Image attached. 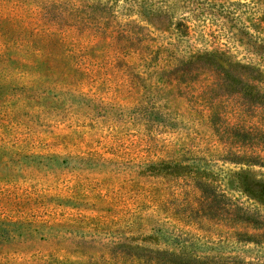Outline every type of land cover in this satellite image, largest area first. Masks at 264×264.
Returning a JSON list of instances; mask_svg holds the SVG:
<instances>
[{
  "label": "trees",
  "instance_id": "trees-1",
  "mask_svg": "<svg viewBox=\"0 0 264 264\" xmlns=\"http://www.w3.org/2000/svg\"><path fill=\"white\" fill-rule=\"evenodd\" d=\"M145 3L0 0V130L26 105L60 108L68 95L82 96L80 89L77 91L78 81L82 74H88V65L109 59L125 69L129 80L139 83L141 92L131 107L143 125L173 129L186 111L174 102L182 95L189 101L194 97L191 108L200 113L199 107L208 109L207 118L215 129L232 103L230 113L238 115V122H226L220 134L231 133L238 147L255 148L264 143V127L245 123L247 112L264 110V66L231 59L232 55L219 47L178 50L176 42L189 36L184 17L171 22L175 43L153 46L148 42L153 40L150 34L135 29L142 26L133 15L155 16L159 14L156 8H162ZM122 18L128 21L119 25L111 22ZM131 65L137 68L136 74L130 72ZM27 78L32 79L27 82ZM243 152H231L223 160L264 166V157L257 152ZM78 159L57 152H36L19 141H0V255L36 254L33 261L6 259L0 264H264L263 259L243 256L236 249V243L259 242L260 234L247 230L264 228V216L238 203L235 189L230 188L234 181L224 184L221 168L218 171L204 155L155 160L140 169L142 183L152 179L178 185L186 182L185 187L197 195L195 208L186 218L160 219L153 211H146L137 222L108 226L105 220L58 222L39 214L30 218L7 212L21 203L20 186L38 180L36 172L55 171L64 161L70 165ZM236 177L240 184L243 175ZM245 189L240 190L242 196L250 200ZM97 211L104 217L103 208ZM221 223L241 224L246 230L216 236L212 229ZM61 226L67 227L73 242L69 246L56 243L44 250V244L51 241L44 230ZM61 251L78 259L61 257Z\"/></svg>",
  "mask_w": 264,
  "mask_h": 264
},
{
  "label": "rangeland",
  "instance_id": "rangeland-1",
  "mask_svg": "<svg viewBox=\"0 0 264 264\" xmlns=\"http://www.w3.org/2000/svg\"><path fill=\"white\" fill-rule=\"evenodd\" d=\"M145 1L153 8H162H156L159 14L155 16L147 13L133 15L142 26L135 29L141 34H150L153 40L148 42L153 46L175 43L171 22L184 17L189 36L183 42H176L178 50L219 47L229 52L231 59L264 66V0ZM127 21L124 18L111 20L116 25ZM88 67V74H82L78 81L77 91L80 89L82 96L68 95L60 108L26 105L12 116L10 122L5 121L6 131L0 130V141H19L36 152H57L80 158L70 165L64 161L55 171L36 172L38 180L20 186L17 193L21 203L17 205L18 209L8 213L30 218L39 214V217L58 222L100 223L105 220L108 226H125L130 220L137 222L146 211H153L160 219L166 216L186 218L197 200V195L185 187L186 182L181 181L178 185L174 181L152 179L142 183L140 169L143 164L155 160H180L199 154L206 156L218 171L223 169L220 174L224 184L234 181L230 188L235 189L234 197L239 204L264 216V166L223 160L224 156L238 151L248 154L254 151L264 157V143L255 148L249 145L238 147L231 133L220 134L226 122H238V115L230 113L232 103L215 129L207 118V108L199 107L200 113L191 108L194 97L189 101L178 95L174 102L186 111L173 129L145 126L136 119L131 107L141 92L139 83L129 80L125 69L109 59ZM130 72L136 74L137 68L131 65ZM247 113V125L264 127V110ZM238 175H243L240 184ZM227 185L224 187L228 188ZM242 186L247 188L250 200L242 196ZM146 190L156 197L148 196ZM98 208L104 209V217ZM234 229L246 230L241 224L223 223L212 230L216 236L225 234L228 237ZM247 231L260 234L257 236L259 242L236 243L238 253L264 260V228L252 227ZM44 234L51 239L44 244V250L56 243L69 246L73 242L72 234L64 226L46 229ZM60 256L78 259L64 251ZM35 258L36 254L31 253L0 255V260L33 261Z\"/></svg>",
  "mask_w": 264,
  "mask_h": 264
}]
</instances>
